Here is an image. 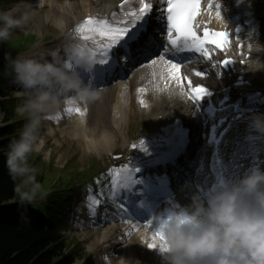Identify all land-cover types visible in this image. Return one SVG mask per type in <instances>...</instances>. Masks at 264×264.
I'll return each instance as SVG.
<instances>
[{
  "label": "clouds",
  "instance_id": "9594fccd",
  "mask_svg": "<svg viewBox=\"0 0 264 264\" xmlns=\"http://www.w3.org/2000/svg\"><path fill=\"white\" fill-rule=\"evenodd\" d=\"M44 3L39 0L38 6ZM32 14L26 0L0 10V43L10 41ZM256 44L254 51L264 52V46ZM94 51L84 42L68 44L64 54L75 68L58 50L39 56L5 53L6 75L24 97L17 112L26 122L6 152V167L22 206L34 203L41 193L32 157L44 145V116L61 103L87 106L97 98V89L81 74L95 65ZM250 69L264 71V62L255 56ZM249 131L255 134L252 139L264 138V113L251 114ZM156 230L160 244L152 250L160 254L161 264H264V171L254 169L236 181L220 183L203 198L194 196L191 205L160 220Z\"/></svg>",
  "mask_w": 264,
  "mask_h": 264
},
{
  "label": "bare ground",
  "instance_id": "6f19581e",
  "mask_svg": "<svg viewBox=\"0 0 264 264\" xmlns=\"http://www.w3.org/2000/svg\"><path fill=\"white\" fill-rule=\"evenodd\" d=\"M116 2L117 0H45L43 7H39V0H26V3L30 4L33 9V14L29 22L36 21L39 25L56 30L57 37L53 39L50 45H54V47L46 48L45 44H39L32 52L23 55L39 56L41 53L47 54L48 51L57 50L58 46H62V44L66 42V38H70L66 33L77 21L83 19L88 14L91 15V13L92 15L90 17H93L95 16V12L99 16H107L104 12L115 8L119 1ZM123 10L125 9L123 8ZM114 14L115 11L112 10L110 15ZM112 19L113 17L111 20ZM29 25L30 23L24 28ZM61 37L63 38L61 39ZM260 41H262V45H264V37L261 38ZM256 43H259V40L255 41L256 46L253 44V53H257L254 51V49L258 47ZM156 60V65H146L142 68V75L139 82H143L149 91L153 90L154 92L158 91L165 93L168 89H173V87L176 86L177 91L182 92L180 83L170 78L169 69L165 66L164 61L160 59ZM249 72H252L251 69H249ZM136 79V76H134V79L127 81V83H132L130 88H127L126 82L121 81L122 79L114 83L94 86L97 89V98L95 101L88 104L90 115L87 117H81L75 111H67L70 107L79 108V105L77 106V104L69 102L61 103L59 108L45 115L47 121L44 122V125H46L47 135L45 134L42 136L44 144L47 140H52L55 145L75 143L88 153H92L93 150L96 151V153L105 154L113 153L116 150L125 151L127 149L125 144L130 139L129 130L131 128L133 115L130 108L131 103L134 101L133 99L131 102L130 99L133 98V87ZM146 102L149 107L146 112L139 106H135L137 112L150 113L161 107V109L166 108L162 112V115L164 114L165 116L173 112L178 114L181 103H184L176 94H173V92L169 95H163V98H160V100H158V95L151 99L146 97ZM159 114L148 119L149 126H151L153 133L155 132L156 126L159 124L157 122V116ZM194 114L195 110L186 105V111L181 114V117L187 121L194 120L196 123V119H192V115ZM67 120L68 122H66ZM53 123L56 124L55 130L59 133V137L61 138L60 141L53 137L55 136V132L48 127V124L50 125ZM192 179H198L197 174H194ZM94 214L97 215L98 212H94L93 215ZM136 215L141 214L136 213ZM98 222L99 221H95L94 223ZM137 224V221L131 217L126 222L115 226L112 225L110 226L111 228L101 231H95L99 225L94 224L93 232L83 234L85 240L87 236L89 237L88 240H90L93 239L92 235H96V232H99V240L95 241V239H93L90 244V249L93 251L98 252L99 249L104 251L101 255L97 256L98 264H133L135 259L139 258L137 253L138 249L144 248L150 250L147 245L151 243L150 240H153V236L148 230L149 224L141 227H138ZM89 226L90 225L87 223V227ZM102 244L104 246L99 247V245ZM157 247H159V245L156 244V248ZM150 251L161 260L159 253L155 250ZM104 257H108L109 260L104 261Z\"/></svg>",
  "mask_w": 264,
  "mask_h": 264
},
{
  "label": "snow or ice",
  "instance_id": "6c2138e0",
  "mask_svg": "<svg viewBox=\"0 0 264 264\" xmlns=\"http://www.w3.org/2000/svg\"><path fill=\"white\" fill-rule=\"evenodd\" d=\"M140 5L137 10L124 12L122 19L115 14L112 20L88 17L75 29L82 41H91L97 46L94 51L95 64L99 66L96 72L101 78L105 74H113L117 68L122 69L128 64L138 62L140 66L156 65L157 60L153 57L161 48L160 37H165L163 50L165 53L171 50L172 58L165 60L164 55H160V60L164 61L165 66L168 67L170 78L179 82L187 78L180 75L181 64L173 56L174 52L189 51L207 57L209 52L207 44L219 46L222 43L226 45L228 42L227 33L206 31L203 37L197 34L199 25L196 22V16L200 12V0H140ZM217 7L219 8V5ZM154 11L157 13L155 19L160 22L161 27L149 31ZM217 17L220 18L219 12ZM97 51L99 58H97ZM68 63L70 68L76 67L73 62ZM232 63L231 60L223 62L225 68ZM82 71L93 73L94 70L91 67ZM197 75L205 78L208 73L197 72ZM187 86L188 98L194 105L209 94L207 87H192L190 80ZM67 111H75L81 117L85 114L79 108L70 107ZM132 147L135 149L137 146L133 144ZM141 148H143L142 141ZM133 182L131 169L125 167L123 170H113L114 187L126 188ZM148 223L150 224L151 221ZM157 238H161L158 230L155 231L153 239ZM147 247L152 250L156 248V244L150 243Z\"/></svg>",
  "mask_w": 264,
  "mask_h": 264
},
{
  "label": "trees",
  "instance_id": "16d2710c",
  "mask_svg": "<svg viewBox=\"0 0 264 264\" xmlns=\"http://www.w3.org/2000/svg\"><path fill=\"white\" fill-rule=\"evenodd\" d=\"M19 42L14 39L0 43V56L9 43L16 45ZM11 118L8 116L7 120ZM14 133L13 126L0 129V264H72L73 253L55 263L64 253L55 227L44 222L41 215L26 205L9 204L18 199L16 182L6 167V152ZM40 178L38 175L37 179Z\"/></svg>",
  "mask_w": 264,
  "mask_h": 264
},
{
  "label": "rangeland",
  "instance_id": "374dc122",
  "mask_svg": "<svg viewBox=\"0 0 264 264\" xmlns=\"http://www.w3.org/2000/svg\"><path fill=\"white\" fill-rule=\"evenodd\" d=\"M19 0H0V10H7L8 8H10L11 6H13L14 4L18 3ZM3 7V8H2ZM30 25L26 28H23L22 30L18 29L15 31L14 34H22V33H28V34H36V40L34 42V44L30 45L28 47L29 50L35 48V46L37 44H39L41 42L40 40V37H41V33L44 34V33H50L51 36L55 35V33L57 31H54L50 28H46L42 25H39L36 21H31L29 22ZM50 31V32H49ZM50 36V37H51ZM50 37L44 42V43H47L50 41ZM13 87V85L9 84V87L7 88V91L10 92L12 94V98H13V103L15 104V107L17 109V107L20 105L19 102H16L14 101L16 94L14 92V90L11 88ZM0 102H3V100ZM19 114V113H18ZM18 118V122H19V125L23 128L24 124H25V119H23L20 114L17 115ZM139 125L141 126V128L144 129V126L142 123H138V120H136V123L132 126V129L131 131L132 132H136V126ZM50 151V153H48L50 156H46V155H42L40 156V153H35V155L37 157H40L42 160L44 159V161L42 163H44L46 166L48 165H51V168H52V173L54 172H59L62 170L64 164L71 158V156L73 155H76V158L74 160H72L73 164L75 166H82L85 167L86 163H87V155L84 154L80 147H78L76 144H70V145H67V144H62V146L59 147V149H57V147H53L51 145L47 146L46 149H44V151ZM64 176V180L66 179V176ZM42 188H41V191H44L46 190L47 188V183H46V180H44L42 183ZM189 196L187 197V201L189 200ZM42 211H44L45 215L49 216L51 215L50 212H46V207L45 206H42L41 208ZM69 235L67 234V238L68 240L70 239H75L82 247L83 251L86 253V258H90L94 264H96V261H95V256H93L89 250H88V247L90 246L91 243L87 242L86 245L85 243L82 242V240L80 238H76L77 235L75 233H70L68 232ZM76 236V237H75ZM92 242V241H91ZM88 252V253H87ZM141 257H142V264H160L158 263L154 256L150 253H147V252H143V254H141ZM82 262L80 261H77L75 264H81Z\"/></svg>",
  "mask_w": 264,
  "mask_h": 264
}]
</instances>
